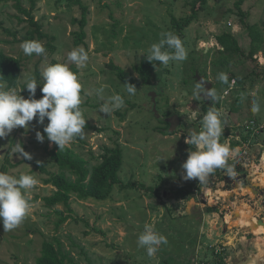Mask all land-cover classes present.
Segmentation results:
<instances>
[{
  "label": "rangeland",
  "instance_id": "1",
  "mask_svg": "<svg viewBox=\"0 0 264 264\" xmlns=\"http://www.w3.org/2000/svg\"><path fill=\"white\" fill-rule=\"evenodd\" d=\"M35 1V21L53 41H27L29 26L18 19L25 21L26 17L15 7L16 0L0 4V22L17 33L14 37L0 28V51L22 64L17 89L8 91L0 82V264H34L45 242L60 243L82 264H135L140 258L150 263L145 249L152 245L161 248L160 235L176 251L178 242L183 243L180 250H185L187 241H202L195 264H227L226 259L230 264H264V234L241 228L234 220L237 208L245 204L252 217L264 219V182L259 183L256 176L249 180L244 174L232 176L228 184L218 177L203 184L194 171L187 184L176 179L181 177L188 155L181 136L193 133L196 137L201 132L209 134L213 144L214 136H229L232 146L239 134L241 145L248 141L250 146L264 134L254 133L248 140L244 131L249 120L264 126V52L250 57L252 40L246 27L257 26L264 40V0H244V17L236 7L239 0H207L198 5L197 13L192 10L194 0ZM20 2L31 9V0ZM81 5L88 8L86 37L77 46L74 34L81 32ZM174 17L192 18L183 48L144 84L136 68L159 48ZM225 33L235 36L244 55L235 54L227 68H221L213 62L223 50L217 38ZM111 66L132 74L139 83L129 86ZM198 75L213 84L207 113L204 87L196 83ZM232 75L243 82L241 86L231 84L234 90H225L221 83ZM254 91L259 103L248 100ZM153 94L162 118H181L177 133H170V124L155 116ZM238 95L246 102L241 116L235 114ZM24 102L30 106L28 113L23 111ZM253 105L255 114L250 115ZM72 110L92 128L72 123ZM199 123L204 130L198 129ZM168 126L169 133H164ZM195 130L199 133L194 134ZM61 142L91 168L101 162L105 150L120 146L124 157L120 178L125 184L139 186H116L107 201L73 197L74 218L57 228V211L66 209L46 206L44 199L56 188L45 184L49 176L38 167L50 160L48 152ZM193 142L194 153L198 151L204 159L206 154ZM218 151L214 162L224 166L223 148ZM46 170L60 172L53 162ZM248 187L258 188L261 194ZM182 191L191 192L181 196L184 205L180 210L189 207L186 213H190L184 218L178 215L179 206L171 203ZM216 191L235 192L236 199ZM218 196L224 197L218 202ZM195 203L199 211L190 212ZM214 209L217 211L212 212ZM228 216L232 218L228 220ZM206 220L207 229L216 226L211 241L208 236L200 237Z\"/></svg>",
  "mask_w": 264,
  "mask_h": 264
},
{
  "label": "trees",
  "instance_id": "2",
  "mask_svg": "<svg viewBox=\"0 0 264 264\" xmlns=\"http://www.w3.org/2000/svg\"><path fill=\"white\" fill-rule=\"evenodd\" d=\"M10 0H0V4L3 2H8ZM32 1V7L30 10H27L21 6L20 0H16V8L22 13L26 20L18 17L20 22L27 23L29 26V31L27 33L26 40L29 42L34 41L35 39H50L53 41L54 38L43 33V26L35 21L33 12L36 7V1ZM207 0H194L192 3L193 12L197 13V7L199 4H206ZM81 4V3H80ZM244 4V0H239L236 4L237 9L240 10V15L243 17L244 12L241 10V6ZM84 11V17L82 21L79 22L81 26V32L75 33V44L81 45L84 43L86 37V32L84 28L87 25V15L88 8L81 5ZM192 18H181L176 17L172 20V27L167 31L163 36L162 41L160 42L159 48L149 53L141 62L140 66L136 68L140 80L144 84H147L153 80L155 74L162 68L164 63H166L171 57L175 54L178 49L183 48L185 30L191 24ZM78 22L75 20V23ZM245 24V22H243ZM246 25V24H245ZM247 29L250 31V36L252 40V50L250 57L254 59V56L259 52H264V40L262 38V33L258 30L257 26L246 25ZM0 28L4 30L8 35L17 36V33L5 28L4 24L0 22ZM219 44L223 50H219L220 59L214 61V65L227 68L231 59L235 54H242V51L239 41L230 33H225L217 38ZM82 58V55L79 56ZM255 61V60H253ZM118 78L127 83L129 86H134L139 83V80L133 78L132 74L125 72L123 69L115 66H111ZM22 64L21 61L15 57L7 55L6 53L0 51V82L6 84L7 90L11 91L17 89L19 86V81L21 77ZM233 80H236L238 84H242L243 80L232 75L223 81L221 84L225 90L231 87ZM196 83L198 80L196 78ZM201 86V85H200ZM219 102V101H218ZM243 104L242 99L237 100L238 107L235 109L238 111ZM210 106L206 102L203 104L204 112L209 111ZM23 111L28 113L30 111V106L27 102L23 104ZM71 122L74 124H82L86 129L92 128L89 125L86 119L78 118L75 111H71ZM169 117V116H168ZM164 122V121H162ZM166 123V122H164ZM168 124V123H166ZM169 126L166 130H163L164 133L168 132ZM177 133V132H175ZM199 133V132H198ZM190 138L194 141L196 145L201 142L203 139L208 140L209 137L206 135L200 134L198 136L189 135ZM247 141V138L244 139ZM241 145L240 142H235L232 146L237 147ZM222 147L221 144L218 145ZM50 160L40 165L38 168L43 173H47L49 178L45 180L46 185H52L56 188V191L52 196L44 199L46 206L49 208L64 207L66 211H57L59 215V220L57 223V228H61L66 222L74 218L73 210L71 208V200L73 197H76L78 200L87 201V200H96V201H107L116 186H119L121 189L126 187L137 188L138 184H125L121 178L120 173L124 164L123 152L120 146H116L113 149L105 150V154L101 156V162L91 168L88 161L79 157L74 150L70 149L64 143H60L59 146L48 152ZM55 163L60 172L50 173L46 170V166L50 163ZM221 164H216L214 162H204L202 164V169L205 172H201V169H198L201 176L199 180L203 184H208L209 181H212L215 177H218L221 181H226L229 183L233 177L238 175L246 174V169L240 159L231 160L226 157L225 153L222 154ZM227 172V174H225ZM242 177V176H241ZM192 177L186 178L183 182L184 184L191 182ZM141 188L151 190L145 185H140ZM191 192L182 191L181 196L185 197ZM31 203V201H29ZM34 264H82L80 263L70 251H65L63 246L59 243L57 246L54 242H45L41 252V256L36 260Z\"/></svg>",
  "mask_w": 264,
  "mask_h": 264
},
{
  "label": "crops",
  "instance_id": "3",
  "mask_svg": "<svg viewBox=\"0 0 264 264\" xmlns=\"http://www.w3.org/2000/svg\"><path fill=\"white\" fill-rule=\"evenodd\" d=\"M233 81L236 82V80H233ZM239 85L241 86V84H239ZM230 90H234V88L231 86L230 87ZM258 97H259L258 94L254 91L253 93L250 94V96H248V100L255 103V102H258L260 100V99H258ZM238 98H240V99L243 100V104H242L241 108L238 111H236V113H235L236 115L239 116L241 113L243 114V110L245 111L246 108L244 107L243 110H242V108L244 106V103H246V102H245V99H243L244 97H241V95H238ZM254 106L255 105H253V108L252 109H249L248 110V113H250V115L251 114H255L254 113V110H253L254 109ZM254 116L255 115H253V117ZM198 129L199 130H202L203 129V127H202V125L200 123L198 124ZM197 133H198V130H195L194 131V134H197ZM206 133L208 134V132H206ZM190 134L192 136H194L193 133H189V135ZM186 135H187V137H185V138H183L182 136L181 137L179 136L180 139H181V142L186 147L185 149L188 152V155H187V157L185 159V163H184V167H183L184 168V171H182V175H181V177L179 179L176 178L179 182H182V183L189 176L192 177V173H193L192 171H194V169H197L198 170L199 167L202 166V164H204V162H207V161L210 162L211 160H212L211 162H214V161H217L218 160L217 159L218 158L217 156H215L214 158L213 157L210 158L209 156L206 155V156H204V159H203L201 153H200L201 155L199 154L198 151H197V154L194 153L193 148H191L192 139L190 138V136L188 134H186ZM192 146H193V144H192ZM246 147H248V148H246ZM246 147H245V145H239V146L234 147V148L232 146L231 149H227V150L225 148H223L222 154L225 153L226 157L231 158L233 160L240 159L243 162H244V160H245V162L247 161L246 162L247 165H244V167L246 169L245 177L250 180L252 177H255L256 176V178L259 180V183L264 182V134H262L259 137V139L257 140L256 143L250 144V146H248V144H246ZM220 148H222V147H220ZM228 150H231L230 151L231 156L229 155ZM246 150L248 151V155H247V157H244V159H243V158H241V156H242V153L244 151H246ZM215 153H216V150H214V154ZM219 153L221 154V152H219ZM191 155H193V157H191ZM199 155L201 156V158H200ZM193 159H194V162L191 163V160H193ZM199 163H201L200 166H199ZM243 164H245V163H243ZM223 182H226V181H223ZM189 186H191V185H189ZM224 186H225V184H224ZM236 188H238V184H236ZM256 189H258V188H256ZM257 191L258 192H254V193L255 194H259L260 193L259 189ZM215 193H217V194L218 193H221L220 195H222V193H228L230 195L231 200H233V198H234V200L236 199L235 192H232V191L231 192H228V191L227 192L226 191L225 192L216 191ZM247 195H249V194H247ZM223 197L224 196H218V198H217L218 199V202L221 201V199ZM183 199L184 198H182L181 197V194H180V196L175 197L174 200H172V202H171L172 204H175V205L179 206V207H177V208H179V210L177 209L178 212H179L178 215L180 217H182V218L185 217V214H186V216L190 214V213L187 214L188 213L187 211H188L189 207L186 210H184V211H181L180 210L181 209L180 205H184ZM199 207L200 206H197V204L195 203V206L190 209V212H192V210L193 211L194 210L195 211L196 210L199 211V209H200ZM247 208H249V205H246L245 204V207H242V210H244L248 215H250L251 212ZM209 211H211V210L209 209ZM216 211L217 210H215V209L212 210V212H216ZM220 212H222V210L221 211L219 210V213ZM236 213H237L236 214V216H237L236 218L237 219H234V220H237L238 221V219H239V217H238V208L236 210ZM213 214H215V213H213ZM227 218L229 219L231 217L228 216ZM252 218L254 219V217H252L250 215V219L251 220H252ZM261 220H264V219H261ZM257 222H258V220H257ZM207 223H209V222H207V220H206L205 223L204 222L202 223L203 224V228H202V225H201L200 234L201 233L202 234L200 235V237L201 236H203V237H205V236L207 237L208 236L209 237V241H211L210 238H212L215 235V233H216L215 232L216 226H212V227H210V228L207 229L206 228ZM226 223H228V222H226ZM214 225H216V224L214 223ZM163 227H164V225H163ZM239 227L244 228L242 226H239ZM160 237L162 238V242L163 243L162 242L161 243H162V247H164V249H162V247L161 248H159V247L156 248L155 245H152L151 246V247H153L152 249L149 248V246H147V248L145 249V252L147 253L146 255H149L150 256V263H143L144 262L143 258H140V260L135 261L136 262L135 264H195V263H197L199 261L198 260L199 257L196 256L197 254L195 252L201 251V249H202V241H200L199 243L192 242V241H189V242L187 241V243L184 245L185 250L184 249L180 250V248H182L181 245L183 243H179L178 242V244L174 245L175 247L178 248L177 251H176L175 248L173 250V245H171V247H170V245L168 246V245L165 244V241L163 240V236L160 235ZM154 249H160V252L157 251V250L154 251ZM146 260H148L147 256H146ZM228 262H229V260L226 259V263L227 264H230Z\"/></svg>",
  "mask_w": 264,
  "mask_h": 264
},
{
  "label": "water",
  "instance_id": "4",
  "mask_svg": "<svg viewBox=\"0 0 264 264\" xmlns=\"http://www.w3.org/2000/svg\"><path fill=\"white\" fill-rule=\"evenodd\" d=\"M197 80L198 83L204 87V93L202 94V97L204 99V101L209 104L211 102V100L213 99V84L209 81H207L204 77H201L200 75L197 76ZM151 100L153 103V111L155 113V116L157 118H159L160 120L170 124V133H175L177 131V129L179 128V126L181 125V118L178 115H174V116H170L167 118H162L160 116V113L158 111V102L153 94V96H151ZM209 136V134L207 135ZM200 143H198V148L200 147ZM200 149V148H199ZM214 150L218 151V149H214V146L211 143V140L208 139L206 144L204 145L203 151L200 149V151L204 152L207 156H209L210 158L214 157ZM219 152V151H218ZM201 165V163H199V166ZM248 189H250L252 192H258L257 190H255L254 188L248 187ZM258 225H264V221L263 220H259L258 221Z\"/></svg>",
  "mask_w": 264,
  "mask_h": 264
},
{
  "label": "built area",
  "instance_id": "5",
  "mask_svg": "<svg viewBox=\"0 0 264 264\" xmlns=\"http://www.w3.org/2000/svg\"><path fill=\"white\" fill-rule=\"evenodd\" d=\"M232 84L235 85L236 82L233 81ZM229 91L226 92V95L229 93ZM244 131H245V135H246L245 137H248V140H249V137L253 136L254 133L264 132V126L259 125L254 120H249V121H247L245 123ZM235 139H236L237 142L242 143L241 142L242 140L240 139V135L239 134H237L235 136ZM206 142L207 141L202 140L201 143H200V147L199 148L203 150L204 145L206 144ZM211 143L214 146V149H219L220 148V147H217V145H215V144H221L222 148H226L227 147V149H230L232 147L231 144H230L231 143V138L229 136H227L226 139H225V138H222L220 135H216V136H214V143L215 144H213V140H211ZM247 144H249L248 141H247ZM245 146H246V144H245ZM247 155H248V151L246 150V151H244L242 153L241 158L244 159V157H247ZM241 162L244 163L245 160H244V162L243 161H241ZM200 169H201L202 172H204V169H202V168H200Z\"/></svg>",
  "mask_w": 264,
  "mask_h": 264
},
{
  "label": "bare ground",
  "instance_id": "6",
  "mask_svg": "<svg viewBox=\"0 0 264 264\" xmlns=\"http://www.w3.org/2000/svg\"><path fill=\"white\" fill-rule=\"evenodd\" d=\"M247 209H249V208H247ZM238 216H239L238 221L235 220L236 224L238 226H242L244 228H251V229L255 228V230H253L255 234H257V235L264 234V225H260L259 226L258 222H257V220L255 218L254 219L252 218V220H251L250 219V215H248L244 210L238 209ZM231 218H229L228 220H230ZM231 225H232V223H231Z\"/></svg>",
  "mask_w": 264,
  "mask_h": 264
},
{
  "label": "flooded vegetation",
  "instance_id": "7",
  "mask_svg": "<svg viewBox=\"0 0 264 264\" xmlns=\"http://www.w3.org/2000/svg\"><path fill=\"white\" fill-rule=\"evenodd\" d=\"M209 139H211V137H209ZM200 168H202V166H200L199 169H200ZM194 171H195L198 175L200 174V172H198L197 169H194ZM201 172H202V171H201ZM204 172H205V171H204ZM200 176H201V174H200ZM200 176H199V177H200Z\"/></svg>",
  "mask_w": 264,
  "mask_h": 264
}]
</instances>
